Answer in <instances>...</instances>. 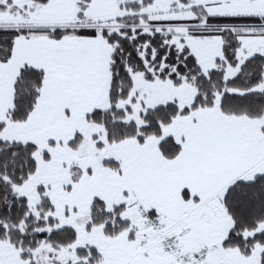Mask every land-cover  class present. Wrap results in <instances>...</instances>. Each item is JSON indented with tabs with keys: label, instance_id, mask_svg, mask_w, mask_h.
<instances>
[{
	"label": "crops",
	"instance_id": "1",
	"mask_svg": "<svg viewBox=\"0 0 264 264\" xmlns=\"http://www.w3.org/2000/svg\"><path fill=\"white\" fill-rule=\"evenodd\" d=\"M2 1L0 5L5 8L0 11V20L10 22L14 18L19 20L21 28H66L80 20L79 0H48L46 4L8 0L6 6L1 4ZM136 1L143 0H91L86 18L104 20L117 16L123 10L132 14L122 5ZM155 4L173 15L182 11L183 7L191 11L190 19L170 16L160 21L194 19L197 14L193 7H200L206 15L214 17L264 16V0H154L143 7L140 14L146 15V10L157 6ZM11 5L13 13L9 11V15H2ZM179 25L167 26L177 29L172 43L180 48H189L205 73L213 70L217 61L223 58L222 37L217 34L198 36L188 33L176 41ZM100 36L75 34L62 39L16 38L10 60L0 61V123L6 124L2 136L7 140L34 143L37 146L36 160L37 151L47 141V147L52 148L49 151L50 161L61 165L69 162V179L73 186H70L72 194L66 204L73 210L90 213L95 198L103 200L111 208L125 198H133L134 202L137 196L142 203L150 206V213L154 211L168 233L178 240L181 250L194 251L206 243H219L222 246L234 224L223 204L226 190L240 177L250 181L264 173V132H248L240 123L232 122L236 116L224 114L218 106L199 108L178 116L164 126L160 137L150 136L144 143L128 138L114 145L109 144L112 147L111 156L120 162V168L104 166L103 155L102 160L96 158V151L102 149L97 147L101 125L87 120V115L92 111L111 107L110 87L106 88L104 81L101 47H87V42L98 40ZM26 65L44 72L41 94L27 121H8L14 107L15 81L21 68ZM136 76V73L132 74L133 88L130 94L136 88ZM149 82L158 89L177 88L185 92L192 99L191 104L198 94L196 86L188 81L179 85L171 80L155 79ZM181 97L172 101L185 107ZM156 102L154 100L152 103ZM258 119H264V116ZM137 124H143L142 114L141 122ZM70 131L77 133L71 135ZM76 134L83 138L75 149L70 142ZM167 137H173L181 145V152L173 159L166 158L159 148L161 140ZM60 143L62 146L57 147ZM85 143L87 149L83 154H78V149ZM75 167L81 172L78 175H74ZM40 169L37 162L35 174ZM49 198L54 206L56 201ZM221 211L224 224L208 229L207 224L214 216L219 217L217 213ZM207 220L209 223H203ZM224 227L227 230L223 233ZM258 231H264V221L259 224ZM254 233L246 232L245 236ZM221 246L209 254L206 264H229L243 254L237 247L221 250ZM258 246L264 248V245L257 244L253 252ZM253 252L250 256L243 255L251 258Z\"/></svg>",
	"mask_w": 264,
	"mask_h": 264
},
{
	"label": "trees",
	"instance_id": "2",
	"mask_svg": "<svg viewBox=\"0 0 264 264\" xmlns=\"http://www.w3.org/2000/svg\"><path fill=\"white\" fill-rule=\"evenodd\" d=\"M37 4H46L48 0H30ZM91 0H79L76 26L66 28H0V61L10 60L14 42L17 37H49L62 39L69 35L94 37L101 34L112 46L110 61L111 85L108 110L96 109L87 115V120L104 127L108 144L114 145L128 138H135L144 143L150 136L160 137L164 126L172 123L178 116L187 115L195 109L212 108L216 105L217 94L221 95L220 109L226 115L247 116L258 119L264 116V54L255 53L240 67L233 78L226 79L225 71L217 68L205 73L196 57L186 46L178 47L172 43L177 29L169 25L189 24V33L198 36L220 35L223 39L224 61L237 65V51L243 34L264 36V16H208L200 7H193L196 18L182 21H157L140 14L143 7L154 0L142 2H126L122 6L133 13L117 18L118 30L99 29L85 23L86 10ZM4 9L0 5V10ZM153 26L146 31L142 24ZM205 24L207 27L193 25ZM161 25L157 29L155 26ZM133 73H142L146 80H171L179 85L184 81L196 86L198 94L190 106L181 107L177 102L160 105L146 110L142 114L143 124L127 119V111L119 107L126 100L133 88ZM44 72L40 69L24 66L21 68L14 85V107L9 119L22 123L28 120L36 107L42 86ZM263 86V89L256 88ZM5 123H0V240L7 241L20 252V256L28 264H40L33 252L43 243L51 244L53 248L68 247L78 239L74 227H60L53 216L54 206L45 190L39 187L40 203L36 206L38 214L26 196L18 194L16 187L23 185L35 174L37 161L34 143H23L5 140L1 137ZM264 130V128H263ZM82 135L76 134L70 142L77 148ZM98 148L104 144L97 143ZM161 153L168 159H173L181 152V145L173 138L167 137L159 144ZM104 166L113 169L120 168V162L112 156L102 160ZM78 175L80 170L73 168ZM81 173V172H80ZM224 207L233 220V227L228 232L222 246L224 248H239L245 256H250L257 244L264 245V231H257L264 221V173L247 181L242 178L235 180L226 190L223 199ZM126 206L118 204L111 208L105 202L95 198L92 202L86 229L94 226H104V233L117 236L131 227V220L123 217ZM151 216L157 218L154 211ZM246 232H255L245 236ZM134 233L130 234V238ZM52 260H55L52 253ZM81 258L74 264H96L100 253L95 247L77 249ZM88 258L87 262L83 261ZM264 264V250L261 262Z\"/></svg>",
	"mask_w": 264,
	"mask_h": 264
},
{
	"label": "rangeland",
	"instance_id": "3",
	"mask_svg": "<svg viewBox=\"0 0 264 264\" xmlns=\"http://www.w3.org/2000/svg\"><path fill=\"white\" fill-rule=\"evenodd\" d=\"M8 2V0H3L1 4H5L4 6H6V3L8 4ZM12 7V5L8 6V11H6V14L4 13L2 15H9V11H12ZM2 10L0 11L2 12ZM145 14L150 16V19L152 18L154 20L160 21L170 16L190 19L191 11L186 10V8L183 7L182 11L178 12L176 15H173L174 13H170L168 10H165L161 6L157 5L155 7L153 6L151 9L149 8V10H146ZM124 15H127V13L123 10L117 16L111 18L109 17L104 20L89 18L85 20V23L96 26L99 29L107 28L109 30H118L120 25L117 22V18ZM79 22L80 20L77 23H72L71 25H76ZM19 25V20L14 18H12L10 22L0 20V28H21ZM71 25H69V27H71ZM193 26L207 27L205 24ZM142 27H144L146 31H150L153 26L143 23ZM190 27H192V25H179V34L176 38V41H179L178 38L180 36L188 34ZM155 28L160 29L162 26L157 25ZM100 35L101 34H99V36ZM241 43L242 44L237 51V65L233 66L229 62L224 61V65L220 67L219 65H216L214 68L224 69L226 79L233 78L235 75H237L240 71L241 65L255 53L264 54V36L262 35H253L249 33L243 34L241 36ZM99 46L101 47L102 68L105 67V71L103 70L105 86L106 88H109L111 84L110 61L113 49L112 46L108 44V42L101 36L98 38V40H94L89 43L87 42L88 48H96ZM212 58L213 56L210 57V59ZM136 74V88L131 92L129 98L122 100L119 103L120 108L126 111L128 109L127 119L129 121H135L136 123L141 122V114H143L146 110L173 102V98H178L180 95L182 96V100H184L183 106L191 104L192 99L189 98V95H187L185 92H180V90L177 88H167L164 90L162 87L161 89H158L155 84L153 85L148 80L145 81L142 77L143 74ZM256 89L261 90L263 89V86H260ZM134 99L136 101H133ZM220 99L221 95L217 94L215 106L219 107ZM154 100H157V102L152 103ZM236 117L237 118H232V122H236L237 124L240 123L243 127L247 128L248 132H264V119H252L247 116ZM8 121H11L9 117ZM75 132L77 133V131H70V134L72 135ZM97 136L99 139L98 141L104 144V147L100 151H96V158L102 160V155L104 158L110 157L112 147L107 142L106 133L103 126L100 127V132ZM1 137L4 138L2 134ZM4 139L7 140L6 138ZM60 144L61 145H57V147H61L62 143ZM92 146L94 145L92 144ZM86 149L87 146L85 143L78 149V154H83ZM51 150L52 148L47 147V141H45L44 146H41L39 151H37L38 160L36 161L38 164L40 163L41 169L37 174L31 177V179L28 180L26 184L18 188L16 187V191L18 194L27 197L29 204L32 207V211L38 214L39 212L36 210V206L41 201L38 189L39 187L44 188L45 195L53 198L56 201L54 204L55 210L53 216L58 221L59 226H76L75 229L78 232V239L73 245L68 247H60L58 249L53 248L51 244L43 243L37 250L33 252L36 261H38L40 264H57L52 260V255L49 254L52 253L53 257H55V260L62 264H74L81 260V258L77 255L78 248L95 247L101 255L99 262L96 264H173L172 258L170 256H165L161 253L160 241L159 238H157L158 236L156 234H152L144 225L142 219L139 217L138 212L141 207L147 208L149 210L152 209L150 206L142 203L137 196L135 197L134 202H132L133 198H125L126 201L121 200L120 203H118L124 204L127 208L123 214V217L131 220L132 224L129 229L114 237L108 236L104 233L103 225L95 227L93 231L86 229V224L89 220V213L83 214L84 211L77 212L66 204L68 198L72 194V188L70 186H73L69 179V162H65V164L61 165L55 164L54 160L50 161L51 157L49 156V151ZM217 214L219 217L214 216L210 223L209 220H207L208 222L203 221L205 224L209 223L207 224L209 225L207 226L208 229H215L216 227L222 226L224 224V220L222 219L221 215L222 211L221 213ZM78 216L80 217L76 222ZM226 230L227 227H224L223 233L226 232ZM132 231L134 233V237L130 238ZM142 241H145L146 244H142ZM213 244L215 243H211L210 245ZM216 244L218 245V248L221 246L219 243ZM223 248L224 247L221 246V250H223ZM263 250L264 248L258 246L254 250L253 256L251 258H246L242 254L239 256L240 259H232L231 263L229 264H259L260 254ZM87 260L88 258H85L83 261L87 262ZM0 264H28V262L20 256V252L11 244H9L7 241L0 240Z\"/></svg>",
	"mask_w": 264,
	"mask_h": 264
},
{
	"label": "built area",
	"instance_id": "4",
	"mask_svg": "<svg viewBox=\"0 0 264 264\" xmlns=\"http://www.w3.org/2000/svg\"><path fill=\"white\" fill-rule=\"evenodd\" d=\"M138 214L147 229L158 236L161 253L170 256L173 264H205L208 255L217 248L215 244H203L195 251H182L178 240L168 233L161 220L151 216L149 209L141 207Z\"/></svg>",
	"mask_w": 264,
	"mask_h": 264
}]
</instances>
